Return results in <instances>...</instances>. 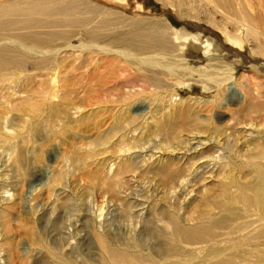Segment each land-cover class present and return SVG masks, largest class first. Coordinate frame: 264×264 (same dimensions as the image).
Masks as SVG:
<instances>
[{"label": "rangeland", "instance_id": "obj_1", "mask_svg": "<svg viewBox=\"0 0 264 264\" xmlns=\"http://www.w3.org/2000/svg\"><path fill=\"white\" fill-rule=\"evenodd\" d=\"M23 1L0 0V5L9 7L11 3ZM88 1L100 6L105 3V7L126 13L129 17L137 11L133 5H109L108 0ZM139 1L143 5L142 15H161L174 27L187 26L189 31L201 33L204 38L214 41L217 51L227 54L228 59L239 60L242 64L237 66V77L254 60L249 53L254 48L253 43L248 42L241 49L232 47L203 18L196 21L180 18L174 8H167L159 0ZM226 2H229V13L237 14L234 2ZM17 17V14H0V22L4 25L0 28V40H11L19 32L30 39L47 38L39 27L14 30L23 27L12 25ZM216 18L221 20L220 15ZM95 22L90 19L82 26L68 28L72 32L69 41L75 37L86 42L98 38L96 31L103 27H95ZM117 27L116 34L119 36L123 28L120 25ZM35 30L40 33L39 37ZM46 41V48H50L52 53L64 48L60 47L63 44L61 40ZM6 44L10 43L7 41ZM13 46L9 47L11 55L4 54V60L0 61V264H65L66 261H71V264H106L107 256L108 260L112 258L109 262L117 261L107 255L111 247L120 251L129 245L136 249L140 246L144 253L156 244L161 249L159 252L168 250L170 245L174 250L178 246L183 248L175 261L189 254L198 258L212 251L217 258L226 259L222 264H264V251L261 250L264 243L250 242L243 236L245 231L250 230L244 229L243 223L252 221L253 226H259L258 210L259 213L263 210L264 168H261L259 176H255L246 164L252 167L257 160L264 159V156L260 157L264 135L259 140L244 143L247 132H236L235 128L241 124L234 125L236 117H232L236 104L228 105L224 101L222 106L226 104L227 109H218L220 113L212 125L207 122L211 106L200 105L192 122L193 127L200 122L198 129H193L186 121L183 123L186 119L182 118V121L180 114L166 118L174 121L169 128L165 126L168 131L164 130V134L170 136L168 138L173 144L167 148L157 136L158 123L153 124L148 119L141 129L135 131L129 129V124L123 119L126 108H120L119 104H122L121 96L127 93V88L123 90L119 82L121 74L123 81L135 80L137 89L142 85L141 80H145L138 77L134 70L130 71L133 76L125 77L127 71L121 67L124 65L116 61L110 65L118 70L108 65L105 71L101 64L97 71L91 72L87 65L80 69L83 65L81 57L76 60L73 54L67 52V58H63V53H59L55 58L59 61L62 78L58 82L57 97L52 98L54 104H50L47 102L50 96L45 98L42 93L48 85L44 69L41 71L33 61H25L17 68L15 56L29 57L30 54L22 47ZM228 47H232L234 52L226 50ZM12 48L16 50L13 59ZM192 52L196 55L190 54L189 57L203 59L199 49ZM55 58L51 54L49 63L44 64L55 66L50 64ZM220 91L203 92L198 85H194L191 91L180 90V96L201 95L207 96L208 100ZM137 102L139 105L142 103L141 107L146 106L141 100L133 104ZM133 104L129 105V109L136 113L137 108ZM64 109L65 112H62ZM55 111L60 115L57 116ZM263 113L259 110L246 111L243 115L256 122ZM7 121L12 124L11 129L4 128ZM187 128L196 136L190 134ZM125 132L128 134L125 141L129 138L133 141L135 136L141 138L134 140V151L139 150V154L143 151L141 154L145 155L156 152L150 160L151 165L124 173L115 171L114 163L121 154L118 149L126 147L125 142L122 144ZM171 149L174 151L165 154L171 156L160 160L161 150ZM213 150H222L226 160L212 162L206 159V155ZM124 164H130L129 158ZM147 166H150L149 169ZM5 189L9 190L8 193L4 192ZM170 218L181 225L193 227L211 221L213 227L204 238L205 243L199 241L185 245L174 240L168 245L169 241L161 233L171 235L167 221ZM226 225L230 226L225 228ZM229 228L232 232L228 233ZM71 246H74L73 249Z\"/></svg>", "mask_w": 264, "mask_h": 264}, {"label": "bare ground", "instance_id": "obj_2", "mask_svg": "<svg viewBox=\"0 0 264 264\" xmlns=\"http://www.w3.org/2000/svg\"><path fill=\"white\" fill-rule=\"evenodd\" d=\"M108 1L109 5L114 6L133 5L132 7L137 11H134L132 17H129L126 13L113 10L110 7H105V3L104 6H100L88 0H24L21 3H11L9 7L0 5L1 15H18V19H14L12 25L23 27L15 28L14 30L39 27L43 29L41 32L45 33L47 37L45 39H30L19 32L11 40H0V61L4 60V54L5 56L11 55L9 47H14L13 45L22 47L28 55L30 54L29 57L20 56L19 58L15 56L16 50L12 48L11 59H13L14 56L17 58V68L21 64L23 65L25 61H33L38 64L41 71L44 69L43 71L47 75L48 85L44 87L42 93L45 98L50 96V98L47 99V102L50 104H54L52 98L57 97L58 82L62 78L61 71L58 67L59 61L55 58L57 54L63 53L62 57L67 58L66 53L69 52L75 56L76 60L81 57V63L83 65L80 64L82 66L79 68L82 69L87 65L91 72L97 71L101 64H103L106 71L108 65L119 61L124 65L121 67H125L127 73L134 70L138 74V77L145 79L141 80L142 85L137 89L138 85L136 84V86L134 84L135 80L134 82H129V80L126 79L123 81V74H121V78L120 76L118 77L120 78L119 82L123 86V90L125 88L128 90H126L127 93L125 95H120L123 98L122 104H119L120 108L128 109V111L126 109L124 110L125 117L123 119L126 121L127 125L129 124V129L135 131L141 129V125L147 122L148 119H150L153 124L158 123L159 125L156 126L157 136H159L162 145H165L167 148H171L173 144L170 143L168 138L170 136H167L166 133L164 134V130L166 131L167 128H169L171 122L173 125L174 121L173 119L170 121L166 118L177 113L178 115L180 114V119H186L184 121L182 119L183 123L186 121L187 125L190 124V126L193 127L192 122H194L198 114L197 108L200 105L211 106V109L208 110L210 113L207 122L208 125H212L215 123L214 120L217 121L216 116L220 113L218 111L219 108L227 109V107H225L227 103L228 105L229 103L236 104L237 109L232 113V117H236V123L234 125L239 126L241 124V126L235 128V131L247 132V134H245L247 140L245 139L244 143H248L252 140H259L263 137L264 113L260 115L259 119H256L258 121L255 120L258 123L254 122L252 118H245L243 113L246 111L258 110L264 112V0H230L234 2L233 8H235L237 12V14L234 12L233 15L228 11L230 10L228 6L229 2L227 4L226 0H159L162 5L167 8H174L180 18H189L194 21L203 18L205 22L220 32L223 37L222 39H224L227 45L241 49L243 48L242 46L248 45V42L253 43L254 48H251L249 53L253 56L254 60L248 63L247 69L243 70V73L239 77L236 76V72L238 71L237 66L242 63L235 57V59L231 60L228 59L227 54L219 53L217 51L218 46L216 47L215 42L204 38L200 35L201 33L191 32L186 28L187 26L179 28L174 27L161 15H142L140 11L143 10V5L139 0ZM112 2L114 4H110ZM245 9L246 11L243 12ZM217 15H220L221 20L216 18ZM90 19L96 21L94 24L95 27H103L102 30L99 28V30L96 31L98 33V38L86 42L82 41L79 37H75V39L73 38L69 41L72 32L68 28L82 26ZM118 25L123 28V32L120 33L119 36L116 34ZM2 26L4 25L0 22V28H3ZM34 33L37 37L40 36L37 30H35ZM47 39L55 41L61 40L63 44L60 47L64 48L52 53L50 48H46L48 45ZM7 41L10 44H6ZM5 47L8 48L6 49ZM232 47H228L226 50L234 52ZM196 48L202 52L203 59L188 56L190 54H195L192 50ZM51 54L53 58H55V61L50 63L55 65L52 67L44 64V62L49 63ZM71 54H69V56ZM112 67L115 68V66H111V68ZM35 69H37V65ZM127 73H125V77H127V75H134L131 72L130 74ZM114 85L115 84H113V86ZM194 85H198L203 89V92L209 90L218 91L219 89H221V91L211 96L208 100H206L207 96L201 97V95L192 97L180 96V90L185 89L191 91ZM134 88H136V90ZM49 89H51V94H49ZM123 96H125V98ZM45 98L42 97V100H45ZM138 100L145 101L146 106L144 105L141 107L142 103L139 105V102L133 104ZM118 101L120 102L119 99ZM224 101H226V104L222 106ZM47 102L45 103L47 104ZM131 104L136 106V113H132L129 109V105ZM139 107H141V109H139ZM56 109L61 110L57 107ZM65 110L66 109L62 112H65ZM56 114L57 116L60 115L57 112ZM162 115L163 121H161ZM116 117H118V115ZM173 118H175V116ZM113 119L115 120L114 117ZM182 121L180 120L179 123ZM165 122L167 123L165 124ZM199 124L200 122L194 126L193 129H198V127H200ZM11 125L12 124L7 121L4 128L7 127L6 129H11ZM177 127H180V124ZM181 129H183L182 126ZM188 131H190L189 133L192 135L196 134H194V131L192 133L191 129ZM127 135L126 132L123 133L122 144L125 142L126 147L124 150L119 147L118 151L121 152V154L117 157L119 160L114 163L115 171L119 173L122 171L123 173L129 172L134 169L137 170V168L143 167V165H151L152 161L150 160L154 156V153L156 154V152H152L145 155L146 153L141 154L143 151L140 154L139 150L134 151L133 148L136 147L134 140H140L141 138L135 136V138H132L134 139L133 141L131 138L125 141ZM262 148L264 149V141L262 142ZM262 148L260 147L261 159L264 156ZM172 151H174V149L169 151L161 150V154H159L160 160L163 157L171 156V154L166 156L165 154L166 152L170 153ZM128 158L130 164H124ZM206 159L216 162L218 160H226V156L222 150H213L206 155ZM262 160H257V162L252 164V167L249 163L246 164L255 176H259L261 168H264V161ZM149 167L150 166H147L148 169ZM8 191L9 190L5 189L4 192L8 193ZM12 193L11 195H13ZM262 202L264 203V200H262ZM258 217L259 226L257 227L252 225V221L243 223L244 229H250L245 231L243 236L245 240L246 238L248 239L247 241H261L264 243V205L261 213H259L258 210ZM167 221L170 225L169 229L171 235H167L163 232L161 233V231L160 233L169 241L168 245L174 240H178L185 245L195 244V242L199 241L205 243L204 238L213 227L211 221H209L208 224L195 227L181 225L171 218L170 220L167 219ZM219 222L221 221L219 220ZM71 226L72 225H70V227ZM228 226L230 225H226L225 228ZM244 229H241V231ZM229 232H232V229L229 228L228 233ZM161 244L163 245V243ZM157 245L158 244H156L152 250L144 252L145 254L142 253L143 250L139 249L140 246L136 249V247L132 248L131 245H129L128 248L124 250L120 249V251L118 248L111 247L108 249L107 255L110 254L111 257L117 259V261L114 262L112 260L113 262H109L112 258L108 260L107 256V258L105 257L106 264H154L155 260L158 261V263L156 262L157 264H222L226 261V259L223 261V258H217L216 254L212 251L198 258H196L195 255L186 254L187 256H185V258L175 261L176 257L182 254L183 248L178 246V249H181L174 250L172 249L173 246L170 245L168 250L165 249L162 250L163 252H159L161 249H159ZM261 250L264 251V247L261 248ZM165 255L169 256V258H162ZM218 259H220L218 262L211 263V261H217ZM65 264H71V261H66Z\"/></svg>", "mask_w": 264, "mask_h": 264}]
</instances>
